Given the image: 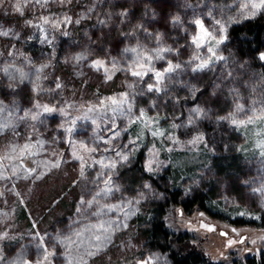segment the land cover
I'll return each mask as SVG.
<instances>
[{"label": "rangeland", "instance_id": "rangeland-1", "mask_svg": "<svg viewBox=\"0 0 264 264\" xmlns=\"http://www.w3.org/2000/svg\"><path fill=\"white\" fill-rule=\"evenodd\" d=\"M262 12V0H0V264H169L143 218L175 192L168 228L214 261L264 253V229L230 222L264 214V67L231 36ZM230 157L240 172L221 175ZM200 194L211 211L190 213Z\"/></svg>", "mask_w": 264, "mask_h": 264}, {"label": "trees", "instance_id": "trees-1", "mask_svg": "<svg viewBox=\"0 0 264 264\" xmlns=\"http://www.w3.org/2000/svg\"><path fill=\"white\" fill-rule=\"evenodd\" d=\"M231 36L238 45L245 48L251 57L257 61L262 67L264 64L260 62L264 54V12L256 19L246 21L242 25L235 26ZM160 120L166 121L167 117H161ZM159 120V121H160ZM162 124V123H161ZM164 125V124H163ZM166 125V124H165ZM209 130H214L213 124H208ZM205 129V128H204ZM145 156V150H141L137 155V161L141 165ZM220 168V167H219ZM240 169L237 162L233 158L223 159L221 164L220 174L227 176L233 173H239ZM165 193L169 195L168 190ZM167 197V196H166ZM179 192H175L173 198L168 203L153 205L151 212L153 218L144 216L145 221H149V227L145 230V235L148 237V243L152 250H156L159 254L166 255L169 264H223L219 261H214L197 245L196 235L188 232L185 235H178L172 232L165 221L166 210L174 205L178 206ZM199 205V209L211 211V202L208 194L197 196L193 202H186L184 207L193 211L194 206ZM209 205V207H208ZM231 224L236 226H255L264 229V214L259 221H248L245 218L231 219ZM235 264V263H234ZM238 264H264V253L260 256L248 257L244 262Z\"/></svg>", "mask_w": 264, "mask_h": 264}, {"label": "snow or ice", "instance_id": "snow-or-ice-1", "mask_svg": "<svg viewBox=\"0 0 264 264\" xmlns=\"http://www.w3.org/2000/svg\"><path fill=\"white\" fill-rule=\"evenodd\" d=\"M262 5H264V0H262ZM253 7L259 8V7H261V5H254ZM16 10H17V11H20V7H19V5H17ZM45 23H47V21H45ZM196 24L199 25V24H200V21L197 20V21H196ZM201 26H202V25H201ZM0 34H3V35H5V36L8 35L7 32L0 33ZM45 39H47V37H45ZM193 43H195L197 47H200L199 43H197V41H196L195 39H194ZM133 51H135V49H133ZM162 51H165V50L161 49V50L158 51L155 55H156L157 57H159V56H160V52H162ZM208 51L211 53V52H212V49H208ZM148 59H151V57H149ZM96 66H97V67H100V66H102V65H100L99 62H97V65H96ZM177 67H178V66H177ZM205 67H208V61H207V60L202 61L201 63L197 64L196 68H194L193 71H196V70H202V69H204ZM173 70H174V69H173V68L171 67V65H170L169 68L166 69V72H171V71H173ZM131 74H132L133 76H139V77H142V76L145 75L146 73H143V72H141V71H132ZM155 75H156V77H157V83L159 84L160 79L162 78V73L157 72V73H155ZM107 78H108V79H111V76H108ZM148 89H149V91H159V90H160L159 87L153 88L152 85H149V86H148ZM125 103H126V101H124V100L120 101L119 104L117 103L116 100H113V104L116 106V107L114 108V111H120V110L123 108V106H124ZM51 110H52V109H48L47 107H45V109H44V111H46V112H47V111H51ZM130 110H131V109H130V107H129V108H128V111H130ZM196 111H198V110H196ZM141 115H143V113H141ZM33 118L35 119V117H33ZM117 155H119V153H117ZM123 159L126 160V159H127V156H124ZM107 167H115V164H114V163L109 164V165H107ZM150 170H151V169H150ZM96 239H97V240H100V237L97 236Z\"/></svg>", "mask_w": 264, "mask_h": 264}, {"label": "water", "instance_id": "water-1", "mask_svg": "<svg viewBox=\"0 0 264 264\" xmlns=\"http://www.w3.org/2000/svg\"><path fill=\"white\" fill-rule=\"evenodd\" d=\"M28 156H29V158H30V157H33V156H34V154H33V153H30ZM29 158H28V160H27V161H28L27 163H29V161H30V159H29ZM31 164H32V162H31ZM28 171H31V168H29V169H28Z\"/></svg>", "mask_w": 264, "mask_h": 264}]
</instances>
